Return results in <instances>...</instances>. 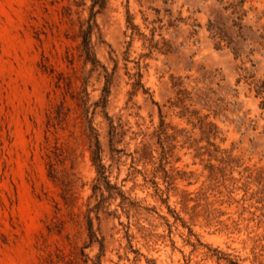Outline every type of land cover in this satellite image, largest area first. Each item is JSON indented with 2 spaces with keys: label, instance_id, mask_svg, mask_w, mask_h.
I'll list each match as a JSON object with an SVG mask.
<instances>
[{
  "label": "rangeland",
  "instance_id": "obj_1",
  "mask_svg": "<svg viewBox=\"0 0 264 264\" xmlns=\"http://www.w3.org/2000/svg\"><path fill=\"white\" fill-rule=\"evenodd\" d=\"M0 264H264V0H0Z\"/></svg>",
  "mask_w": 264,
  "mask_h": 264
},
{
  "label": "trees",
  "instance_id": "obj_2",
  "mask_svg": "<svg viewBox=\"0 0 264 264\" xmlns=\"http://www.w3.org/2000/svg\"><path fill=\"white\" fill-rule=\"evenodd\" d=\"M98 2V0H94V3ZM90 33H91V25L88 26L87 30L82 33L83 38V46L85 49L88 58H90Z\"/></svg>",
  "mask_w": 264,
  "mask_h": 264
}]
</instances>
